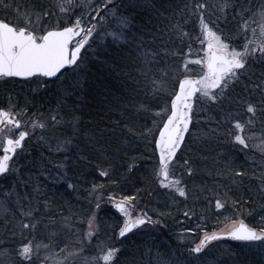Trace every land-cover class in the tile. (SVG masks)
<instances>
[{
    "label": "trees",
    "instance_id": "trees-1",
    "mask_svg": "<svg viewBox=\"0 0 264 264\" xmlns=\"http://www.w3.org/2000/svg\"><path fill=\"white\" fill-rule=\"evenodd\" d=\"M140 2L144 8L143 10L138 9L137 23L147 21L152 16L150 5L153 0H140ZM184 2L185 0H171L172 12L166 14L169 16L166 23L169 26H178L180 32L187 33V35L180 38L177 33L173 37L170 41V48L175 55H169L161 63V68H167L171 72L169 76L171 80L168 81L165 90L160 92L162 98L158 99L159 93H157L148 95V98L137 99L134 97L132 99L137 105L143 104L147 111L138 108L136 111L131 109L118 113L119 110L110 109L109 106L101 110L96 109L100 103L106 105L109 101L105 92H112L104 90L105 84L100 79L102 76L94 75L93 64L90 61L86 75L88 81L77 86L74 79L75 90L73 91V86L69 85L65 94H62L60 90L58 92L55 82L68 76L75 66L71 70L62 72L63 75L60 74L56 80H48L47 87L44 89L32 86L43 81L42 78L39 80L34 78L29 81L0 79V107L7 109L10 105L14 106V112L20 113V117L29 116L30 120H43L50 130L61 134L62 128H53L51 120L53 115H58L59 119L66 118L68 122H75L80 133L74 137L73 130L67 131L65 140L72 139L69 147L65 145L67 154L50 152L46 148L33 150L29 148L30 139L28 138L23 150L13 159L12 166L21 167L20 182L16 183L15 189H20L27 200H31L33 205L40 209L41 216L38 218L42 217L44 223L40 224L35 231L23 230V234H21L17 222L19 219V212L16 210L18 205L14 204V206L11 202L13 211L10 212V215L5 214L0 218V251L9 257V259L1 258L2 262L19 264L14 250L27 237L34 244L49 245L48 248L58 252L57 255L60 258L68 255L74 261L71 256L77 254L76 259L80 262L78 264H86V261L97 254L100 245L109 244L120 250L117 264H165L181 251L187 254V249L194 247V244L199 242L204 234L220 231L225 228L226 224L230 225L233 220L242 221L257 230L264 227V207H262L264 206V197L259 192V180L254 178L255 164L252 163L253 160L250 161L246 150L231 151L229 155L222 158L220 154L229 152L230 146L221 144L216 137L209 133L211 128L224 129L227 127L222 122L219 125L216 122L229 111L230 107L234 115L246 119L243 116L242 108L225 104L222 111L219 108H210L195 100L193 123L185 143L177 155L172 169L173 174L170 177L181 180L180 187L186 189L184 197H181L173 189L161 187L160 179L154 171L158 166L154 141L152 143L143 142V140L140 141L141 143L138 142L142 130L152 128L153 119L157 121L161 119L156 114L165 107H169L170 98L176 91L178 79L184 76L181 66L187 60L189 61L188 56L191 52L201 51L199 49L201 44L195 39L199 34L196 26L199 23L198 18L181 15L178 11L183 7ZM220 2L221 0H206L209 6ZM5 3L12 4V7L5 8ZM54 3L55 0H14V2L13 0H2L0 2V20L15 23L18 19L13 12L16 5H20L21 10L24 5H35L37 7L35 8L36 15L33 16L34 26L42 31L53 29L59 24H66L69 16L74 20L75 16L82 14L74 12L73 15V12H69V15L62 16L56 13V15L45 17L43 20L37 18L40 5L50 8V5ZM156 3L159 6V0H156ZM79 11L83 10L79 9ZM215 11L214 8L209 7L210 13ZM161 26L163 27V25ZM222 30L224 37L227 38L225 42L232 41L234 47L239 49L245 42L243 36L238 38L237 25L231 21L230 13L229 23ZM40 31L37 32L40 33ZM189 46H191V52H189ZM106 48L116 55L115 63L118 60L120 62V59L117 58L119 49L112 42H106L101 51H96L95 55L102 57ZM91 56L92 54H88L87 58ZM115 63L114 67L117 72L121 70V66ZM189 67L194 66L189 65ZM254 68L257 73L260 71L259 65H254ZM125 69L127 74L135 71L131 63H126ZM156 71L159 74V69ZM131 78H134V75L126 76V80ZM91 81H93V85H91ZM96 84L100 87L96 88ZM125 86L127 89L129 85ZM241 88L242 86H238L230 93V96L241 92ZM126 89L124 91L127 92ZM131 91L141 92L134 91L133 84ZM18 92L20 93L18 94ZM115 97L118 98L117 95ZM126 100L128 98L124 95L122 103ZM199 105L204 106V112L198 108ZM160 125L161 122L158 126L161 127ZM100 129H104L102 135ZM261 129L262 126L256 124L255 130L261 133ZM154 131V136H156L158 131L156 128ZM89 137H93V139L90 140ZM122 139L125 140V144L117 145L123 141ZM107 140L112 141L113 149L117 153L111 152V147L105 146ZM185 159H189L191 162L190 167L193 169L191 176L188 175L187 168L183 165ZM64 161L66 162L64 163ZM233 161L235 162L234 167L242 165L247 173L244 177L246 188H237L232 184L229 162ZM129 164L134 165L131 172L128 171ZM59 167H62L63 181L58 178ZM40 168L44 169V176L38 175ZM101 170L108 171L110 175L100 176ZM54 171H57V174L54 175ZM50 174L51 176H49ZM12 181L13 179L9 178L0 182L2 185L0 191L11 190ZM69 184L74 187L70 188ZM93 184L103 186L100 192L103 193L104 202L101 203L102 209L100 208L97 212L98 234L91 239H84L87 217L91 214L95 204L93 201L89 203L88 199ZM36 189L45 194L39 200ZM110 193L119 199L124 196L133 197L130 203L134 212L137 210L142 213L146 212L153 220L159 219L160 225L156 227L145 225L130 233L127 239H119L118 230H120L122 219L109 206L107 196ZM240 198L242 201L248 202H241L234 208L233 201ZM8 199H12V196ZM45 199L49 202L47 207H44ZM217 199L222 202L226 201L227 207L217 211L215 208ZM185 212H188L189 215L185 216ZM13 214L16 219H13ZM65 218H67L70 227H64ZM13 232H15V236H13ZM202 261L203 264L206 262L210 264H264V253L259 251L257 244L222 240L213 245V249L205 255Z\"/></svg>",
    "mask_w": 264,
    "mask_h": 264
},
{
    "label": "snow or ice",
    "instance_id": "snow-or-ice-1",
    "mask_svg": "<svg viewBox=\"0 0 264 264\" xmlns=\"http://www.w3.org/2000/svg\"><path fill=\"white\" fill-rule=\"evenodd\" d=\"M2 2V0H0ZM14 2V0H13ZM5 8H11L12 4L5 3ZM37 6L24 5L21 10L20 5H16L15 15L17 22L0 20V78L20 77L24 79L57 77L62 70L68 66L81 67L83 56L81 50L85 46L91 47L90 41L100 36L103 40L108 38L117 46L118 56L127 61H131L134 69V91H142L146 95H155L163 92L168 84V77L171 72L167 68H161L162 61L169 55H175L171 51L170 41L179 33L180 38L187 33L180 32L178 26H169L167 13L172 12L171 0H156L151 3L152 16L147 21L137 23L139 10H143L144 5L140 0H55L50 8L40 5L38 19L59 14L69 15V8L83 10L81 15L75 16L66 24H59L52 30L44 29L40 31L34 26L33 16L36 15ZM209 7L214 8L215 12H209ZM55 9L56 11H52ZM181 15L197 17L200 32L195 37L202 46L203 56L198 59L186 61L183 67V79H178L179 91L172 94L170 109L165 107L156 115L161 117L159 122L163 127L158 126L159 122L153 119L159 136L153 135V128H146L141 134V138L152 143L154 141L155 151L159 154V163L154 170L155 175L160 179L161 187L170 188L178 192L181 197L186 196V189L180 187L181 180L172 177V169L177 158V152L185 142V133L190 131V124L193 123L195 113L193 99L199 103H204L210 108H219L223 111L224 105H234L236 108L243 109V116L246 119L238 118L233 114L230 107L229 111L223 115L216 123L221 122L227 125L226 128L219 127L209 129V133L216 137L221 144L230 146L229 152L220 154L221 157L229 155L231 151H244L249 148V142L256 138L254 131L256 124L262 126L260 144L257 145L261 153L259 164L260 171L254 173V178L259 180V192L264 195V0H221L219 4L209 6L206 0H185L183 7L178 9ZM229 13L231 21L237 25V36L244 37L245 42L242 46H233L232 41L225 42L223 28L229 23ZM75 13L73 12V15ZM214 17V18H213ZM253 24L259 25V38L252 39L248 35L251 29L253 36L256 29ZM108 27L106 30V26ZM163 25V27L161 26ZM37 31L40 34L37 35ZM76 39L75 46L70 47V42ZM206 45V47H204ZM103 48V43L98 45ZM191 52V46H189ZM97 54V53H94ZM193 65L194 67H189ZM254 65L260 66V71H255ZM159 69V74L157 73ZM133 75V73H128ZM199 77L198 79L195 77ZM58 78V77H57ZM48 80L40 82L39 86H46ZM238 86H242L241 92L235 96H230ZM73 91L75 86H73ZM64 91H68L65 89ZM197 93L199 95H197ZM139 109L147 111L143 104ZM170 111V114H168ZM167 115L164 120L163 116ZM53 125H58L60 120L58 115L51 117ZM73 129V136L80 135L78 125L70 122ZM46 123L42 121H32V133L28 127L24 126L20 119V113L14 114V106L7 109L0 108V182L12 178L19 184L17 176L13 175L16 169L13 168V157L19 155L18 150H23L24 143L36 129L42 132L46 129ZM99 127V125H97ZM23 129V130H21ZM101 135L104 129H100ZM151 137V139H149ZM223 137V138H221ZM43 137H41V140ZM93 139V137H89ZM72 139L64 141V144H71ZM51 150V147H50ZM57 151L63 150L60 145ZM67 158V157H66ZM190 160L185 159L183 165L187 168L188 175L193 174L190 167ZM235 162H229L231 169L232 184L237 188L247 187L244 185L246 171L243 166H233ZM134 168L129 164L128 171ZM99 175L107 177L110 173L101 170ZM72 188L74 185L69 184ZM102 185L93 184L89 192V203L92 197H96L95 208L87 217L88 230L84 234V239H91L98 234L97 212L103 202V193L100 192ZM250 190V189H249ZM37 199L44 196L39 189H36ZM16 194L15 186L10 191H5L4 196L10 197ZM26 196H18L16 204L19 212L18 224L23 230L35 231L40 224L44 223L40 209L33 205ZM107 200L112 208L120 213L125 219L119 230V237L127 239L128 234L134 229L144 225L156 227L160 225L159 219L153 220L146 212L133 215L130 211L133 197L124 196L117 199L113 194H108ZM242 201V198L233 201V207ZM11 200L0 201V214H7L10 211ZM44 207L48 206V201H43ZM227 203L220 199L215 201L217 211L225 209ZM264 207V206H262ZM185 216L189 213L185 212ZM13 219H16L13 214ZM228 218L226 217V220ZM83 223V221H81ZM64 227H70L65 218ZM228 237L235 241L257 244L259 251L264 253V227L257 230L248 227L243 222L233 220L231 224H226L223 229ZM15 236V232H13ZM218 234H205L195 247L187 249V254L183 251L175 254L165 264H203L201 259L205 248L212 242L220 240ZM26 241V242H25ZM20 246L17 247L15 255L19 264H38L41 260V248L47 249L49 245L34 244L32 240L25 237ZM123 242V241H121ZM6 247V242H5ZM63 251V249H61ZM119 249L112 245H100L97 254L92 256L86 264H117ZM0 251V255H3ZM47 259V257H45Z\"/></svg>",
    "mask_w": 264,
    "mask_h": 264
},
{
    "label": "rangeland",
    "instance_id": "rangeland-1",
    "mask_svg": "<svg viewBox=\"0 0 264 264\" xmlns=\"http://www.w3.org/2000/svg\"><path fill=\"white\" fill-rule=\"evenodd\" d=\"M53 10L56 11L55 9H53ZM76 10L77 9H74V8H71V7L69 8V12H77L78 14L79 13H82V11H79V9H78V11H76ZM13 12L15 13V9L13 10ZM56 13H59V12L57 11ZM196 26H197L198 32H200L199 23H197ZM107 28H108V26H106V30H107ZM252 28H255L256 29V34H255V36H253V33H252L251 29H249L248 30L249 37H251L252 39H258L259 38V32H260L259 25L258 24H253L252 25ZM50 30H52V29H50ZM39 34L40 33L37 32V35H39ZM106 42H111V40L108 39V38H104L102 40L100 36H97L94 40L90 41L91 47H88L86 45L85 46V49H83V51H82L83 62L81 63V67L79 69H76L74 67L71 70V72L68 74V76H65L59 82L56 81L55 82V84L57 83L56 84L57 85L56 88H58V92L60 90L62 94L63 93L65 94L66 91H64V90L69 85L71 87L74 85V83H75V82H73L74 79L76 81L75 84H77V86H80L78 84H82L83 82L88 81L86 75H87V72H88V62L90 61L93 64L94 75L95 76H102V78H100V79L105 84V86H104L105 89L104 90H109V91L112 92V93L105 92V94L108 97V100L109 101H107V104L106 105H103V103H100L99 105L96 106V109L98 108V109L101 110V109H104V108H108L107 106H109L110 109H114V110L117 109V110H119V111H117L118 113H121V111H129L131 109H133V110L136 111V109L139 108V105H137L132 99L134 97H136L137 99H140V98H148V95H146L142 91L140 93H134V92L131 91V86H132V84H134V78H131V79L126 80V76H128V74H127L126 69H125L126 68V63L127 64L128 63H131V61H127V60L123 59L121 56H118L117 58L120 59V62L118 60L115 63L114 59H115L116 55L114 53H112V51H110L107 48L104 49V52H103V56L102 57L97 56V55L94 54V53H96V51H99V50L101 51V48H99L98 45H100L102 43H103V45H105ZM73 43H75V42H73ZM199 49L201 51H198V53H195L194 51L190 53V55L188 56L189 61L198 59L201 56H203V50H202V46L201 45H200ZM88 54H92V56L90 58H87V55ZM114 63L116 65L121 66V70H118L116 72V69L114 67ZM184 64L181 66L182 67V72H183ZM131 65H132V63H131ZM191 66H193V65H191ZM134 72H130V73H133V75L135 76V73ZM170 80H171V78L168 77V81H170ZM77 81H78V83H77ZM98 83H99V81L97 82V84ZM97 84H96V88H99L100 86H97ZM126 84L129 85V86H127V89H126V86H125ZM39 85H40V83L37 82V83L33 84L32 86H33V88H37L38 87V89H44L45 87H47V86H43L42 87V86H39ZM91 85H93V81H91ZM125 89L128 90V91L127 92L124 91ZM19 93L20 92H18V94ZM116 95L118 96V98L115 97ZM124 95L128 98V100H126V102L122 103V100H123V96ZM161 98H162V94L159 93V98L158 99H161ZM151 104H154V103L151 102ZM199 106L200 107H198V108H200V110H203V112H204V106L203 105H199ZM60 107H62V105H60ZM14 113H17V112H14ZM165 117H167V115H164V118ZM21 118L22 117H20V119ZM158 118H160V116H158ZM59 120H60V123L58 125H53V124L52 125L54 126L53 128H62V133L61 134H57L55 131L50 130V128H48V126L46 127V129L43 132L40 129H36L34 131V133L29 137V139H30L29 148H31L33 150H35L36 148H38V149H40V148H46L50 152H61L63 154H67L68 151L65 150V145H67V147H69L70 144H64V140H65V136H67L66 134H68L67 131L73 130L72 127L70 126V122H72V121L68 122V120L66 118H60ZM160 120L161 119H159V121ZM32 121H37V120H30L29 119V116H24L21 119L22 124L24 126L28 127V130H29L30 133L33 132L32 128H31V122ZM38 121L44 122L43 120H38ZM162 124L163 123L161 122V125L160 126H162ZM152 128L155 130L156 126L153 124V127ZM254 131L256 133V138L254 140H252V141L249 142V148L248 149H245V150L247 151L246 153L250 156V158H249L250 161L253 160V162L252 161L251 162L255 164L254 168L252 167L253 170H254V172H255V174H258L259 171H260L259 164H260V161H261V158L262 157H261V153H260L257 145L260 144V138H261L262 133L256 131L255 129H254ZM127 132H129V130ZM143 132H144V130H142L141 134ZM154 133H155V131L153 132V135H154ZM41 137H43L42 140H41ZM149 139H151V137ZM122 140H123L122 142H119V143L116 142L117 145H124L125 144L124 143L125 140L124 139H122ZM141 140H143V142L146 141V140L142 139L141 136H140L138 142H140ZM58 145H60L63 150L57 151L56 149H57V146ZM105 146L111 147V152H116V150L113 149V145H112V141L111 140L110 141L107 140L106 143H105ZM50 147H51V150H50ZM65 162L66 161H64V163ZM13 168L16 169V171L14 172L13 175L17 176L18 179H19V175H20L19 174L20 173L19 171H20L21 167L20 166H16V168H15L13 166ZM43 171H44V169L43 168H40L39 171H38L39 172L38 175L44 176L45 174H43ZM53 174L54 175L57 174V171H54ZM49 176H51V174ZM58 178H59L60 181H63L64 180V176L62 174V167H59V169H58ZM16 183H17V181L13 179L12 186H15ZM1 187H2V185H0V188ZM5 191H10V190H5ZM5 191L4 190H1L0 191V201L9 200L8 197H5L4 196V192ZM15 192H16V194L11 195L12 196V199H10L11 202H13V205L16 204V200H17V197L18 196H25L24 193H22L20 189H15ZM263 197H264V195H263ZM117 199L119 200V198H117ZM92 201L95 203V201H96V197L95 196L92 197ZM25 203H27V200L25 201ZM110 205H111V203L109 202V206ZM9 208H10V211L7 214L10 215V212L13 211L12 206L10 204H9ZM94 208H95V204H94ZM130 211L133 213L134 216L137 215V214H141L142 213L140 210H137V212H134V210H133L132 207L130 208ZM3 215H5V214H0V218ZM13 221L16 222V220H13ZM120 224L122 226V223H120ZM144 226H142V227H144ZM223 229H221V230H223ZM85 230H86V232L88 230L87 224L85 225ZM220 241H222V240H220ZM220 241L211 242L205 248V251H204V254L202 255V257L204 258L205 255H207V253H209L213 249V245L216 242H220ZM197 243H199V242H197ZM197 243L194 244V247H195V245ZM40 244L42 245V243H40ZM57 253L58 252H56L55 250H52L50 248L45 249V248L42 247L41 250H40L41 260L38 261V263L39 264H78V262H79L78 259H76V255L77 254H73V257L71 256V258H74V261H73L72 259H70V256L65 255V257L60 258V256L57 255ZM45 257H47V259H45ZM202 257H201V259H203ZM1 258L9 259V257H7L4 254L3 255H0V259ZM80 260H81V258H80ZM0 264H6V263H4V262H2L0 260ZM206 264H210V263L206 262Z\"/></svg>",
    "mask_w": 264,
    "mask_h": 264
},
{
    "label": "water",
    "instance_id": "water-1",
    "mask_svg": "<svg viewBox=\"0 0 264 264\" xmlns=\"http://www.w3.org/2000/svg\"><path fill=\"white\" fill-rule=\"evenodd\" d=\"M76 39H79L78 37H74L73 38V41H71L70 42V47H72V44H73V42H75L76 41ZM74 47V46H73ZM204 47H206V45L204 46ZM82 51H83V49L81 50V54H82ZM72 67H74V66H68L66 69H71ZM66 69H63L62 71H64V70H66ZM60 75V73H58L57 74V77ZM57 77H53V78H51L50 80H49V78H42V79H44V80H49V81H52V80H55ZM184 77H182V78H180V79H183ZM195 78H199L198 76L197 77H195ZM5 79H16V80H22V81H26V79H24V78H20V77H8V78H5ZM31 79H33V78H29V79H27V80H31ZM176 91H179V84L177 83V87H176ZM175 91V92H176ZM197 95H199L198 93H197ZM170 99H172V98H170ZM193 104L195 105V98L193 99ZM170 106H171V100H170V103H169V109H170ZM0 108H2V107H0ZM15 114V113H14ZM169 114H170V111H169ZM167 119V117L164 119V120H166ZM191 125L192 124H190V126H189V128H191ZM163 127V124H162V126L160 127V128H162ZM188 134H189V132H187V133H185V139L187 138V136H188ZM159 136V131H158V133H157V135H156V137H158ZM185 143V142H184ZM182 147H183V145H182ZM182 147H181V149H182ZM154 149H155V144H154ZM181 149L180 150H178V152H177V155H178V153H179V151H181ZM19 151H21V150H18V152ZM155 153H156V157H157V162L159 163V154H158V152H156V151H154ZM0 154H2V150H0ZM15 157V156H14ZM14 157H13V159H14ZM12 163V162H11ZM111 206V205H110ZM112 207V206H111ZM112 210L113 211H115L116 212V210L114 209V208H112ZM121 218H122V225H123V223H124V217L120 214V213H118V212H116ZM240 222H242V221H240ZM244 223V222H243ZM245 224V223H244ZM245 225H247V224H245ZM248 226V225H247ZM142 227V226H141ZM140 227V228H141ZM248 227H250V226H248ZM137 229H139V228H137ZM137 229H134L133 230V232L135 231V230H137ZM214 233V232H213ZM213 233H209V234H213ZM119 234V233H118ZM130 234V233H129ZM128 234V235H129ZM215 234H218V235H221V239L220 240H229V241H232V242H243V241H235V240H232L231 238H229L228 237V235H227V233L226 232H224L223 230H220V231H217V232H215ZM118 238L119 239H121L120 237H119V235H118ZM220 240H217V241H220ZM212 242H215V241H212ZM198 244V243H197Z\"/></svg>",
    "mask_w": 264,
    "mask_h": 264
},
{
    "label": "flooded vegetation",
    "instance_id": "flooded-vegetation-1",
    "mask_svg": "<svg viewBox=\"0 0 264 264\" xmlns=\"http://www.w3.org/2000/svg\"><path fill=\"white\" fill-rule=\"evenodd\" d=\"M21 130H23V129H21ZM26 141H27V140H26ZM26 141H25V142H26ZM24 145H25V143H24Z\"/></svg>",
    "mask_w": 264,
    "mask_h": 264
},
{
    "label": "bare ground",
    "instance_id": "bare-ground-1",
    "mask_svg": "<svg viewBox=\"0 0 264 264\" xmlns=\"http://www.w3.org/2000/svg\"><path fill=\"white\" fill-rule=\"evenodd\" d=\"M118 233H119V230H118Z\"/></svg>",
    "mask_w": 264,
    "mask_h": 264
}]
</instances>
